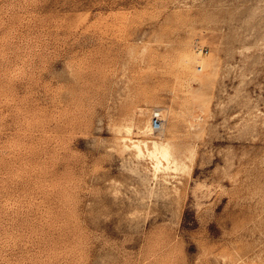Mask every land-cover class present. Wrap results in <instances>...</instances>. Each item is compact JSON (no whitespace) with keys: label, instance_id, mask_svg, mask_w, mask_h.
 <instances>
[{"label":"rangeland","instance_id":"obj_1","mask_svg":"<svg viewBox=\"0 0 264 264\" xmlns=\"http://www.w3.org/2000/svg\"><path fill=\"white\" fill-rule=\"evenodd\" d=\"M0 264H264V0H0Z\"/></svg>","mask_w":264,"mask_h":264},{"label":"bare ground","instance_id":"obj_2","mask_svg":"<svg viewBox=\"0 0 264 264\" xmlns=\"http://www.w3.org/2000/svg\"><path fill=\"white\" fill-rule=\"evenodd\" d=\"M147 129H149V127ZM149 131H150V129H149ZM152 149L153 150L150 152V154L156 156L155 158H157V160H158V162H157L158 166L161 165V160H164L166 162L169 161V157L171 155V152H170L171 150H170V148H169V146L167 144H161V143L158 144L155 141L153 143V148Z\"/></svg>","mask_w":264,"mask_h":264},{"label":"built area","instance_id":"obj_3","mask_svg":"<svg viewBox=\"0 0 264 264\" xmlns=\"http://www.w3.org/2000/svg\"><path fill=\"white\" fill-rule=\"evenodd\" d=\"M151 128L156 132H158L161 129L159 113L153 115V119L151 121Z\"/></svg>","mask_w":264,"mask_h":264}]
</instances>
